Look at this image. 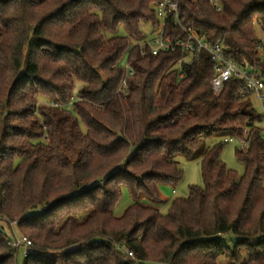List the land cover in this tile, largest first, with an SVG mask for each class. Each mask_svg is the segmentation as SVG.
Listing matches in <instances>:
<instances>
[{
	"label": "trees",
	"instance_id": "1",
	"mask_svg": "<svg viewBox=\"0 0 264 264\" xmlns=\"http://www.w3.org/2000/svg\"><path fill=\"white\" fill-rule=\"evenodd\" d=\"M159 1L0 0V264H20L7 230L33 243L22 264H264L259 128L236 150L242 175L221 159L223 138L263 116L237 97L240 79L214 93L206 51L153 54L142 25L159 24ZM218 3L180 0L182 23L258 64L264 0ZM180 157L201 159L204 185L163 213Z\"/></svg>",
	"mask_w": 264,
	"mask_h": 264
},
{
	"label": "built area",
	"instance_id": "2",
	"mask_svg": "<svg viewBox=\"0 0 264 264\" xmlns=\"http://www.w3.org/2000/svg\"><path fill=\"white\" fill-rule=\"evenodd\" d=\"M180 0H160L155 5V12L159 19V24L152 31L154 37L147 40L144 44L147 45L153 54L161 51L175 52L178 49L193 53L206 51L214 62L213 70L214 77L211 85L214 93L219 96L225 84L232 79H240L243 81L237 91V97L242 99H254L258 104V112L263 116L261 122L253 123L252 127H246L243 130V139L237 136H227L223 138L225 143L238 142L241 144V149L246 150L249 145V130L259 128L264 140V37L260 38L257 44L258 64H243L239 65L233 59H229L224 50L222 40L218 39L211 42L208 39L199 36L190 25H184L181 21V13L179 11ZM217 5V10L222 7L218 0H211ZM170 23L173 27H178L185 34L184 38H173L167 35L165 28ZM134 74L133 69L127 65V76ZM122 87H127L126 78L122 82ZM8 243L15 249L21 250L23 257L30 253L32 241L26 236H13ZM129 256L134 257L133 252H129Z\"/></svg>",
	"mask_w": 264,
	"mask_h": 264
},
{
	"label": "rangeland",
	"instance_id": "3",
	"mask_svg": "<svg viewBox=\"0 0 264 264\" xmlns=\"http://www.w3.org/2000/svg\"><path fill=\"white\" fill-rule=\"evenodd\" d=\"M142 29L146 34V39L150 40L154 37V33L151 29V26L147 23H144L142 25ZM257 32L259 35H261V32L259 29H257ZM120 35H124V31L120 30ZM264 36H260V38H263ZM82 87V84H77V88L79 89ZM255 99V98H254ZM253 99L254 107L258 110V104ZM217 141L215 138L208 139L206 142L207 146H212L213 143ZM241 149V144L238 142H232V143H226L221 155V159L225 162L227 167L229 169H232L236 171L239 175H242L244 173V164L239 161V159L236 156V150ZM180 166L183 170V178L181 179L180 183L176 186H170L165 185L161 188V193L163 196V199L166 200V203L161 207V210L163 213H166L169 210L171 201L176 198H184L187 197L189 194V187L192 185H196L198 187H203V177H202V171H201V159H195V160H187L186 158L180 157ZM132 203V199L127 193L126 190H124V193L119 201V203L114 208V214L116 216H120L124 213L125 209ZM8 234L13 236L20 237V234L17 232H10L7 230ZM226 242L228 244H233L235 237L228 236L225 238ZM16 249V248H15ZM18 250V249H16ZM19 263L22 264L23 262V255L21 250H19ZM218 264H235L234 262L228 261L224 256H220L218 258Z\"/></svg>",
	"mask_w": 264,
	"mask_h": 264
}]
</instances>
